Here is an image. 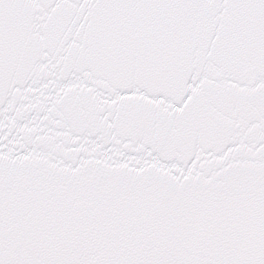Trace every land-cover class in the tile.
Instances as JSON below:
<instances>
[{"label": "snow or ice", "instance_id": "snow-or-ice-1", "mask_svg": "<svg viewBox=\"0 0 264 264\" xmlns=\"http://www.w3.org/2000/svg\"><path fill=\"white\" fill-rule=\"evenodd\" d=\"M0 264H264V0H0Z\"/></svg>", "mask_w": 264, "mask_h": 264}]
</instances>
